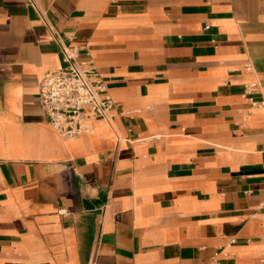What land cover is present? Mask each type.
<instances>
[{"label": "crops", "instance_id": "obj_1", "mask_svg": "<svg viewBox=\"0 0 264 264\" xmlns=\"http://www.w3.org/2000/svg\"><path fill=\"white\" fill-rule=\"evenodd\" d=\"M64 44L116 102L74 137ZM263 200L264 0H0V264H264Z\"/></svg>", "mask_w": 264, "mask_h": 264}, {"label": "built area", "instance_id": "obj_2", "mask_svg": "<svg viewBox=\"0 0 264 264\" xmlns=\"http://www.w3.org/2000/svg\"><path fill=\"white\" fill-rule=\"evenodd\" d=\"M79 54L78 48L64 44L63 64L46 71L39 91L49 122L66 137L77 136L96 119L111 116L116 106L96 63ZM260 206L264 211V200Z\"/></svg>", "mask_w": 264, "mask_h": 264}]
</instances>
